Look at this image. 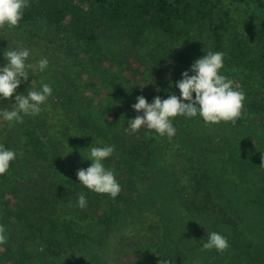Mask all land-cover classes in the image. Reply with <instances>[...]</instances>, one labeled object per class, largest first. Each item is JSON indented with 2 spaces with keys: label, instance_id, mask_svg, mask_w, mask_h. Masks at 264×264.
I'll list each match as a JSON object with an SVG mask.
<instances>
[{
  "label": "trees",
  "instance_id": "obj_1",
  "mask_svg": "<svg viewBox=\"0 0 264 264\" xmlns=\"http://www.w3.org/2000/svg\"><path fill=\"white\" fill-rule=\"evenodd\" d=\"M263 6L264 0H29L19 26L0 29V50L26 47L29 62L47 58L49 67L30 71L17 91L26 95L42 82L53 89L56 59L75 78L66 98L50 96L39 115L11 126L0 122V144L16 152L9 172L0 175V225L8 237L0 264L18 261L13 245L32 264H250V247L227 235L238 229L264 239V206L241 175L234 123L177 117L171 139L146 129L130 146L123 139L131 133L128 119L138 115L137 96L149 102L179 96L176 61L191 53L181 42L202 26L203 55L223 52L222 74L255 97L237 121L252 126L251 113L264 118V103L257 101L264 100ZM57 31L66 34L60 38ZM110 33L128 37L131 57ZM0 103L10 108L14 99ZM91 145L115 148L104 161L121 186L115 199L79 184L76 173L90 166L84 157ZM40 172L46 193L29 185ZM82 192L84 209L77 206ZM10 222L17 225L13 236ZM211 232L227 238L225 251L203 248Z\"/></svg>",
  "mask_w": 264,
  "mask_h": 264
},
{
  "label": "clouds",
  "instance_id": "obj_2",
  "mask_svg": "<svg viewBox=\"0 0 264 264\" xmlns=\"http://www.w3.org/2000/svg\"><path fill=\"white\" fill-rule=\"evenodd\" d=\"M29 0H0V29H13L19 26ZM2 51L5 63L0 66V102L13 100L9 107L0 108V122L22 123L26 116H37L42 111L53 93L48 83H41L39 89L32 88L27 94L19 93L17 89L25 81H29V73H44L49 67L47 58H41L31 63V51L22 46ZM224 53L208 51L195 60L189 69L181 73V78L174 83L179 90V96L172 93L167 98L156 96L149 102L143 95L136 97L132 108L138 115L128 119L127 131L139 132L146 129V134L155 133L159 137L171 139L176 134L173 121L177 117L185 119H202L205 124L220 122L235 123L243 115L245 94L234 87V81L222 74L224 68ZM31 83V82H30ZM170 87L173 83L169 82ZM143 89L144 86H140ZM158 91L160 89H157ZM0 105H3L0 103ZM88 157L91 161L86 169L77 171L79 184L89 191L105 194L115 199L121 192V186L112 170L104 166V161L110 158L115 148L112 145L90 146ZM16 159V152L0 144V175L9 172L11 162ZM86 195H78L77 206L87 207ZM6 229L0 225V245L7 242ZM205 250L215 249L225 251L228 247L227 238L218 233L207 234L203 243ZM161 264H167L162 261Z\"/></svg>",
  "mask_w": 264,
  "mask_h": 264
},
{
  "label": "rangeland",
  "instance_id": "obj_3",
  "mask_svg": "<svg viewBox=\"0 0 264 264\" xmlns=\"http://www.w3.org/2000/svg\"><path fill=\"white\" fill-rule=\"evenodd\" d=\"M262 15L264 17V6H263V12ZM261 15V16H262ZM260 25V24H259ZM205 26H202L200 28L196 27V30L193 31L189 37L185 38L181 45L185 46V48L190 49L191 53L189 55H186L184 58L186 61H176L177 66V72L179 73V77L181 78V73L187 69H189L190 65L197 60L198 58L203 56V53L205 50H207V47L205 46ZM25 29L23 28V35L25 38L28 39L29 35L24 32ZM54 32V31H53ZM254 33H258L256 30H253ZM58 35L61 37H64L66 32L62 33L61 31H57ZM109 38L112 42L118 43L122 49L123 55L127 57H131V51L132 48L128 44V37L125 34H115L110 33ZM167 46L169 47L171 43L169 41H166ZM164 42L163 44L166 45ZM177 45V43L172 44ZM158 52H162L160 48L157 50ZM2 61V60H1ZM1 63V62H0ZM56 66L54 67L53 71L57 73V79L53 86V94L51 97L55 100H62L66 98L65 92L67 89H69L68 85L70 83V80L72 77L75 78V74H64L63 68L60 66V64L57 62V59L54 61ZM60 69V71L57 72V69ZM144 86L143 84H139L140 86ZM234 87H237L239 90H242L245 94V104L246 102H250L253 97L250 94V90H248V86H245L238 82ZM141 88V87H140ZM164 95H167V92L164 93ZM257 101L262 104L264 103L263 99H257ZM248 116V115H247ZM243 118V117H241ZM246 118V117H244ZM250 123L252 126H249L248 124L241 123L240 120L236 121L230 128L233 129V132L236 136V139L234 140H241V150L238 152L241 156L240 160V171H242L241 175L249 187L254 188L255 190L252 191L253 195L252 197H256L258 194V198L263 199V203H261L259 206H264V162L261 164L258 160H264V118L263 116L256 115L255 113H251L249 115ZM256 127L254 130L253 127ZM145 129H141L139 132H131L129 133L126 138H124L125 145L130 146V143L137 140V138H140V133H143ZM240 137V138H239ZM239 138V139H238ZM122 143V142H120ZM143 147L145 148V142L143 141ZM123 145V143H122ZM144 148H142L144 150ZM120 155L119 153H115L114 156ZM244 161H247L245 163ZM239 162V161H238ZM29 185L32 189L37 190L41 193H46L48 190L45 185V176L43 172L38 173V178L32 179L29 182ZM259 193H261L259 195ZM264 210L261 212V214L264 215ZM221 219V216H219ZM213 221L216 220V217L212 218ZM11 229V235L13 236L15 230L17 229V225L13 222L9 223ZM242 230H235L231 232L230 235H227L228 239L230 241H235L234 245L240 244L242 246L241 241L243 242V247L246 249V246L250 247V264L257 263V264H264V239L260 237H255L253 234L245 235ZM7 234V233H6ZM242 237L241 240H237L238 238ZM237 240V241H236ZM13 249L15 251L14 257L17 255L18 261L15 259H11L8 262H5L4 264H32L30 261L31 258L23 257L18 250V247L16 245H13ZM121 257H125L126 253L125 251L120 252ZM259 257V260H257ZM163 258H161V261Z\"/></svg>",
  "mask_w": 264,
  "mask_h": 264
}]
</instances>
